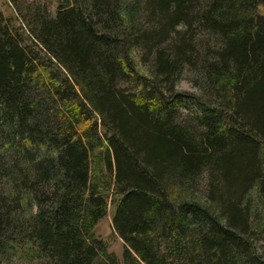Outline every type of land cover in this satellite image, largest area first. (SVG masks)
Here are the masks:
<instances>
[{"label":"trees","instance_id":"obj_1","mask_svg":"<svg viewBox=\"0 0 264 264\" xmlns=\"http://www.w3.org/2000/svg\"><path fill=\"white\" fill-rule=\"evenodd\" d=\"M41 12L27 18L39 53L0 14V135L11 165L27 166L8 176H32L37 207L17 226L2 199L0 240L19 236L39 264H264L248 199H264V0H74ZM148 58L146 74L137 62ZM198 61L202 96L176 90ZM111 208L122 261L98 236Z\"/></svg>","mask_w":264,"mask_h":264},{"label":"rangeland","instance_id":"obj_2","mask_svg":"<svg viewBox=\"0 0 264 264\" xmlns=\"http://www.w3.org/2000/svg\"><path fill=\"white\" fill-rule=\"evenodd\" d=\"M74 0H0V14L3 15L4 19H9L11 22V29L14 32V35H18V41L20 46L32 49L34 52L39 53V49H34L32 43L28 40V13L33 12L35 9H41V13H48L52 16L56 15V12L63 7L71 6ZM16 29V31H14ZM178 31L185 32L184 28L181 26L178 27ZM203 32L198 30L195 32L193 38V43L199 46L200 40L203 38ZM174 38L173 36H170ZM41 55H43L40 52ZM136 57V56H135ZM138 59V57H136ZM150 60L147 59V65L140 66L137 62V69L143 73L149 74L150 69ZM199 63H195L194 66L189 64L183 65L182 71L178 76L176 82V90L183 93H189L193 96L199 97L202 96V78L199 75ZM181 111L183 112V119L190 121L191 119V110L186 109L184 106H181ZM0 125L3 127V122L0 121ZM0 126V129L2 128ZM6 129V128H5ZM4 133V127L2 128ZM7 137L8 134L0 135V204L2 199L8 205L9 210L12 215V222L16 223L17 226H23L24 223L30 221L32 217L37 212V207L31 193V185L33 180L31 177L25 179L21 178L17 183L12 182V179L8 176V173L11 172L12 168L18 166V168L27 169V166L23 164L19 156H14V163L9 162V159L5 156V150L9 151V146L6 145V141L3 137ZM9 137V136H8ZM4 150V151H3ZM34 150L33 156H35V161L40 162L45 156V151L43 150ZM44 151V152H43ZM50 151V150H49ZM32 153V152H31ZM13 154V153H12ZM11 154V155H12ZM32 158V155L30 156ZM33 159V158H32ZM6 163V165H5ZM2 164L6 168L2 167ZM28 174V173H26ZM209 176L207 173H204L201 178L197 180V184L201 193H205L207 188ZM248 199L250 201V207L252 212V227L255 229V233L252 238L255 245L264 252V199L260 197L258 190L253 189L249 195ZM246 201V200H245ZM48 200V204H50ZM112 208L109 210L108 216L104 222L101 223L98 231V236L105 240L109 245V250L117 254L119 259H123V241L122 239L115 234L113 225H112ZM260 225V226H259ZM19 236H14L13 242H8L0 240L4 245V248L0 249V264H39L38 257L30 254V246H26L25 251H21L19 244L16 242L19 241ZM21 239V238H20ZM6 247V248H5Z\"/></svg>","mask_w":264,"mask_h":264}]
</instances>
